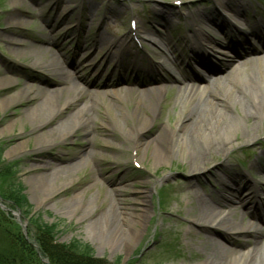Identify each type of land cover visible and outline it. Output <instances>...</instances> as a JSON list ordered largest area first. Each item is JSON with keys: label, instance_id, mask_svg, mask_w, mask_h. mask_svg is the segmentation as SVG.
Here are the masks:
<instances>
[{"label": "rangeland", "instance_id": "374dc122", "mask_svg": "<svg viewBox=\"0 0 264 264\" xmlns=\"http://www.w3.org/2000/svg\"><path fill=\"white\" fill-rule=\"evenodd\" d=\"M241 2L246 9L244 14L249 18L246 25L242 18L228 12L234 2L222 6L220 0H216V5L215 0H0V77L8 75L13 82L10 88H0V100L30 86L32 89L38 88L40 102L47 90L59 87L54 77L39 68L45 58H54L61 63L65 57L72 62L74 60L77 65L65 64L66 79L83 87L85 80L91 83L103 81L105 74L98 76V73L105 61V70L108 69V73L115 71V78L124 76L123 72L128 74L125 75L128 78H153L147 68L135 69L133 73L134 70L128 69L130 66L126 68L128 62L142 55L143 58H140L144 59L145 65L158 62L167 68L161 71L162 78L157 81L164 83L167 90L163 92L156 114L150 116L144 108L137 110L139 116L151 118L149 128L143 133L145 138H150L162 127H174L179 111V106L174 103L180 87L183 89L187 84L193 87L208 85V76L214 72L198 63L199 57L218 67L217 72L221 74L236 68L228 74L238 75L242 71H249L251 61L262 55L264 47L249 35V26L251 21H259L263 17L264 0ZM201 11L203 16L200 15ZM210 17L228 22L232 26L231 34L235 33V29L238 34L244 32L241 36H246L247 43L256 51H244L233 57L229 47L220 42L223 38L216 25L209 22ZM13 18H17L18 22ZM131 20L135 21V27L130 25ZM198 22L208 24L204 26L208 31L205 40H210L215 46L214 51L203 56L196 55V47H193L190 39L189 29ZM141 27L155 29L158 33ZM98 33L105 34L108 39L103 42L98 38ZM42 35H49L52 42H38ZM241 36L235 35V38ZM11 37L22 40L25 46L9 45L8 39ZM200 44L205 45L206 41ZM39 46L47 47L51 52L38 58L35 51ZM77 46L80 49L75 51ZM160 53H165L163 59H159ZM240 62L243 64L237 67ZM195 73L198 74L197 80ZM124 78L117 81L114 87L125 85L122 81ZM211 86L212 82L208 85L209 90ZM252 86L245 83L242 87L249 89ZM98 90L102 94L95 99L96 118L89 131L83 127L69 131L64 128L52 129L58 121L65 119L63 113L55 114L50 119L44 113L38 117L29 115L27 121L23 122L22 112L31 107L23 99L3 106L0 103V264L202 263L211 244L206 239V230L221 240L218 232L214 227H210V230L200 229V225L191 224L185 217L162 214L161 210L167 203L173 211L181 207L185 212L191 206H196V202L186 205L192 200L191 196H184L179 203L173 198L174 192L164 193L163 196L162 189L170 183L175 186L180 182L189 187V182L193 181V184L198 183L200 193H224L229 197L232 191L224 186L229 185L225 172L239 171L253 186L263 189L259 193L263 203L264 155L260 154L264 151L263 116L251 124L237 120V136L231 137L229 152L206 157L205 166L201 165L198 172L187 173L176 155L173 161L157 168L166 175L159 179L151 175L152 170L145 162H132L130 142L120 133L110 130L111 114H115L118 124L120 121L125 128L137 123L128 117L133 108L132 98L124 107L115 106L112 111H106L103 105L110 100L105 93L108 89L99 87ZM92 97L93 100L96 96ZM89 100L90 95L83 94L76 106ZM219 101L226 104L224 98ZM196 111L195 107L189 109V117L194 116ZM230 112L237 115L234 108ZM182 114L184 118L179 122L180 129L187 128L190 121L185 112ZM43 116L47 124L43 128L32 129V124L42 122L40 119ZM252 126L257 138L247 140ZM41 131L46 133L40 134ZM48 140H51V145L37 148L39 143ZM198 145L203 146V141L198 140ZM118 146L124 149H118ZM115 158L118 159L116 163L113 162ZM255 161L257 166L253 165ZM42 164L47 168L35 169L42 168ZM226 164H230V168L215 177L214 172ZM43 173L47 174L46 180L40 178ZM14 176L19 182V191L25 197L24 204L18 203L14 191L10 190L14 187ZM146 178H150V183L144 182ZM98 184L104 185L103 188L108 185L110 190L121 187L125 190L122 198L127 201L124 205L133 210H138L140 204L138 200L136 204L133 202L134 197L140 198L135 192L150 190L147 205L151 216L143 222L142 227L136 225L140 233L128 248L123 245L112 251L107 244L110 227L96 220L108 207V202L103 200V189ZM233 205L236 207L223 210L233 221L244 218L247 222L248 213L256 207L252 205L249 208L246 202L239 200ZM46 228H50L48 234ZM187 228L190 232H187ZM234 238L244 240L240 236ZM39 240L45 243L40 245ZM224 243L229 248L238 249L229 242ZM46 248L51 252L48 253ZM59 252L71 258L63 259L59 255L61 260H58L56 255Z\"/></svg>", "mask_w": 264, "mask_h": 264}, {"label": "bare ground", "instance_id": "6f19581e", "mask_svg": "<svg viewBox=\"0 0 264 264\" xmlns=\"http://www.w3.org/2000/svg\"><path fill=\"white\" fill-rule=\"evenodd\" d=\"M220 2L222 6L227 5L228 2H234L235 4L228 12L235 16L236 14L243 13L245 10V6L241 0H220ZM201 14H203V11L200 12V15ZM210 18L211 21L218 23L224 29H228V25L224 20L217 19L216 17ZM13 19L18 22L17 18ZM243 19L247 21L245 17ZM201 24H204L206 27L208 26L207 23L201 22ZM141 28L155 34L158 33L155 29ZM205 28L202 26L197 27L195 36L198 38V41L205 40V36H208V31H206L207 29L205 30ZM136 33L137 35L140 33V28L136 30ZM252 35L264 44V26H257L252 29ZM98 38L103 42L108 39L103 33H98ZM8 41L9 45H14L15 47L25 46L22 40L12 37L9 38ZM205 41L204 52L212 51L215 47L214 44H212L210 40L206 39ZM38 42L50 44L52 39L49 35H42ZM220 42L225 43L224 41ZM226 42L237 53H242L239 51L242 49L244 51L254 50L246 46L243 40L229 38ZM78 49L80 48L77 46L75 51ZM50 52L49 48L39 46L35 51V56L43 58ZM164 57L165 53L159 54V59H163ZM242 63L243 62H240V64ZM65 64L77 65V63H74V60L72 62L67 57H65L63 63L58 62L54 58H45L42 65H39L41 66L39 67L40 69L54 77L55 83L61 86L47 90L40 102H38V88L32 89L30 86H25L14 94L0 100L1 106L14 103L18 99H23L25 104L31 106L22 112L23 115L21 120L23 122L27 121L29 115L38 117L43 115L41 113H44L48 116V119H50L55 114L63 113L65 119L58 121L56 123L57 125L52 129L64 128L65 131H69L76 127H83L84 130L87 129V131H89L91 123L95 122L96 118L95 111L97 106L95 99H98V95L102 94L98 90L99 87L108 89L105 93L109 95L110 100L108 104L103 105L106 111H112L115 106L124 107L128 103L129 98H132L133 108L129 112L128 117L131 120L135 119L137 123L133 124L130 128H125L120 125V121L118 124V117L115 114H111L112 125L110 126V130L120 133L124 139L130 142L129 146L133 151V156L131 157L132 162L137 164L145 162L147 167L152 170L151 175L155 178H165V173H161L159 169L163 164L173 161L176 155L180 157L181 164H183L187 173L191 174L198 172V170L201 169V165L202 167L205 166L206 157H214L219 153L229 152L232 146L231 137L237 136V120L240 122L249 121L251 124L255 119L259 118V116H263L262 118H264V110L262 109L264 106V53L256 60L252 61L249 71H242L238 75L214 72L215 67L203 61L202 65L214 72L213 75L208 76V85L211 82L213 84L211 90L208 89V85L202 87V84H199L197 87L187 86L183 89L179 88L174 103V105L179 106L174 127H162L153 136H150V138H145L143 133L149 128V123L151 122L150 116L156 114L158 106L162 101L164 91L156 83L149 86L147 85V87H143L144 89H140L138 86H145L146 83L150 81H159L160 78H162L161 71L167 70L164 64L158 62H151L148 64V72L149 74H153V78L145 80L139 77L135 79L125 77V75L128 74L124 72L122 73L124 76L115 78L113 76L115 75V71L113 73H108V69L105 70L107 67L105 61V64L101 66L98 73V76H100V74L104 76L105 74L106 77L103 81L91 83L85 80L83 82L85 86L83 87L79 86L74 81L70 82L66 79ZM122 78H124L122 81L125 85L114 87L118 83L117 81ZM12 83V78L10 76L3 75L0 77V88H10L12 87ZM245 83L252 84V88L245 89L242 87ZM132 86L134 89H132ZM83 94H89L91 100H89V102L83 101V103L76 106L78 99H80ZM94 95L96 97L92 100V96ZM221 98L226 100V104H222L221 100V102L219 101ZM42 105L44 106L43 108ZM194 107L197 110L196 114L190 118L188 111ZM138 108L146 109L150 116H139L137 114ZM231 108L237 110V115L230 112ZM183 112L187 114V118L190 121L187 128L180 129L178 125L179 122L182 121L181 119L184 118ZM44 116L40 119L42 122L33 123L31 128H43L44 125L47 124L46 122L44 123ZM43 133H46V131L40 132V134ZM256 138L255 128L252 126L249 129L247 140ZM198 140L203 141V146L198 145ZM50 141L51 140L42 141L43 143H39L37 148L51 145L49 144ZM103 141L106 144L109 143L108 140ZM117 148L124 149L119 146ZM90 154L91 153H89V155ZM260 154L264 155V151H261ZM113 162H118V159H113ZM44 164H42V168L35 167V169H46L47 166ZM253 165L257 166L256 161L253 162ZM157 168L159 169L157 170ZM229 168L230 164L224 165L222 169L214 172V176H221V174ZM225 174L228 178L227 184L229 185L224 186L232 191L229 197H226L224 193H200L198 191V183L193 184V181L189 182V187L184 182L175 184V186H172L170 183L162 189L163 196L164 193L173 194L174 192L173 198L179 203L182 202L184 196H191L192 200L186 202V205L196 202V206H191L185 212L181 207L173 211L166 202L167 204L165 208L161 210V213L169 216L177 215L179 217H185L191 224L200 225L198 226L200 229L210 230V227H214V230L218 232L221 240L229 242V244H233L238 248H229L224 242L214 238L211 231L206 230L208 233L206 239L211 244L203 257L204 261L200 264H264V202L262 203V200H260L259 194L263 189L253 186L246 180V176L242 172H225ZM40 178L46 180L48 177L47 174L43 173L40 175ZM150 181V178L144 180L146 183H150ZM98 185L101 190H104L101 191L103 200L108 202V207L96 218V220L102 221L105 226L110 227V235L107 244L112 251L116 249V247L123 245L126 246L125 248H128L134 238L140 233L136 225L142 227L143 222L151 216V212L148 210L147 205L150 190L141 189L135 192L140 198L134 197L133 202L136 204L139 201L140 204L138 210H133L124 205L127 201H124L122 198L125 194V190L121 187L110 190L108 185L105 186L106 189L103 188L104 185ZM111 194L118 198L114 199ZM236 200L246 202L249 208L252 207V205L256 206L249 214L250 216L248 215L249 220H247V222L242 218L237 224H233L228 215L226 216L224 214L223 210L236 207L233 205ZM187 232H190L189 228H187ZM234 236L243 237L244 240H237Z\"/></svg>", "mask_w": 264, "mask_h": 264}, {"label": "trees", "instance_id": "16d2710c", "mask_svg": "<svg viewBox=\"0 0 264 264\" xmlns=\"http://www.w3.org/2000/svg\"><path fill=\"white\" fill-rule=\"evenodd\" d=\"M13 180H14V184L12 183V186H14L13 188H11L10 190L11 191H14V193H15V195L17 196L16 197V199L18 200V203L20 202V203H22V204H24L25 203V197H24V195L19 191V189H20V186H19V182H18V180H17V177H13ZM46 227V226H45ZM46 233L48 234L49 233V231H50V228H46ZM51 241V239H49V242ZM39 243H40V245H43L45 242H41V240H39ZM48 245V244H47ZM45 247H46V245H45ZM86 248L88 249V247L86 246ZM46 250H47V252L48 253H50L51 251H48V249L46 248ZM59 255H61L62 256V258L63 259H68V258H71V257H68L67 255H66V253H61V252H59L57 255H56V258L58 259V260H61V258L59 257ZM53 256H55V255H53ZM52 256V257H53ZM70 256V255H69ZM72 263H74V262H72ZM75 264H77V263H75Z\"/></svg>", "mask_w": 264, "mask_h": 264}]
</instances>
